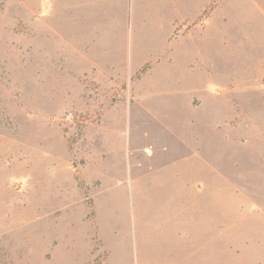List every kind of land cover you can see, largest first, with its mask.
Returning a JSON list of instances; mask_svg holds the SVG:
<instances>
[{"label": "rangeland", "instance_id": "374dc122", "mask_svg": "<svg viewBox=\"0 0 264 264\" xmlns=\"http://www.w3.org/2000/svg\"><path fill=\"white\" fill-rule=\"evenodd\" d=\"M206 254L264 264V0H0V264Z\"/></svg>", "mask_w": 264, "mask_h": 264}, {"label": "crops", "instance_id": "0c3cea01", "mask_svg": "<svg viewBox=\"0 0 264 264\" xmlns=\"http://www.w3.org/2000/svg\"><path fill=\"white\" fill-rule=\"evenodd\" d=\"M242 253L241 254H236V256H231V255H229L226 259H230V258H234V259H236V258H242V257H247V255H249L248 257L249 258H257V256L256 255H253V254H243L242 256ZM206 264H209V261H211V264H215V262H214V260H215V256H214V254H206ZM260 257V256H259ZM184 264H186V263H184Z\"/></svg>", "mask_w": 264, "mask_h": 264}]
</instances>
